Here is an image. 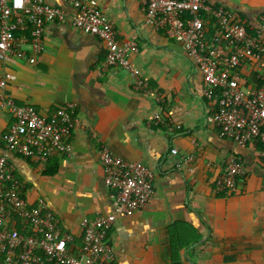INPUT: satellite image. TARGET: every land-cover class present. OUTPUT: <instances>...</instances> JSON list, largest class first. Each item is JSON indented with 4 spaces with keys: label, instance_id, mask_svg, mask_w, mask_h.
<instances>
[{
    "label": "crops",
    "instance_id": "obj_1",
    "mask_svg": "<svg viewBox=\"0 0 264 264\" xmlns=\"http://www.w3.org/2000/svg\"><path fill=\"white\" fill-rule=\"evenodd\" d=\"M45 1L63 9L66 20L49 25L37 65L0 63V78L3 72L17 76L5 89L14 104L33 106L48 118L73 103L80 123L69 156L57 154L44 162L9 155L22 196L31 206L47 203L61 228L82 246L83 218L114 209L99 157L106 145L117 157L140 162L156 174L150 204L132 217H118L108 234L110 263L264 264V163L259 146L241 147L207 121L217 104L204 97L203 74L185 47L147 23L139 0H96L121 41L138 45L131 61L150 93L137 92L124 69L102 70L105 43L72 25L74 2L89 0ZM210 3L237 13L249 31L264 19V0ZM205 30L212 42L210 22ZM255 72L243 65L235 74L242 87L255 88ZM13 123L14 116L0 106V155L6 152ZM187 155L194 157L193 173L176 168ZM230 156L244 164L246 174L233 192H216L214 182ZM171 241L187 247L173 254Z\"/></svg>",
    "mask_w": 264,
    "mask_h": 264
},
{
    "label": "built area",
    "instance_id": "obj_2",
    "mask_svg": "<svg viewBox=\"0 0 264 264\" xmlns=\"http://www.w3.org/2000/svg\"><path fill=\"white\" fill-rule=\"evenodd\" d=\"M139 1L147 23L183 45L200 68L203 95L217 104L207 121L220 127L221 137L241 147L259 146V158L264 163V19L249 31L237 13L215 7L210 0ZM73 8L72 25L106 45L102 70L122 68L134 79L135 91L150 93L141 71L131 61V55L138 51L137 43L121 41L114 23L96 0L74 2ZM66 18L63 9L45 0H0V63L15 60L37 65L49 25ZM208 22L217 34L218 46L208 40ZM243 65L256 70L255 88L241 86L235 72ZM16 79L10 72H3L0 78V106L14 116L6 152L0 155V264L109 262L113 249L108 234L118 217H132L150 204L156 174L140 162L117 157L103 145L100 164L106 185L113 192L114 209L106 215L83 218V244L75 254L74 236L61 228L47 203L31 206L22 196L9 155L44 162L57 154L69 156L70 140L80 123L76 105L68 103L45 118L33 106H18L6 95L5 89ZM160 100L158 97L157 102ZM156 117L157 125L162 124L160 114ZM172 154L177 155L178 150L174 148ZM193 161L192 155L183 156L176 168L193 173ZM245 174L244 164L230 156L223 175L214 182L215 191L233 192L238 178Z\"/></svg>",
    "mask_w": 264,
    "mask_h": 264
},
{
    "label": "trees",
    "instance_id": "obj_3",
    "mask_svg": "<svg viewBox=\"0 0 264 264\" xmlns=\"http://www.w3.org/2000/svg\"><path fill=\"white\" fill-rule=\"evenodd\" d=\"M205 27H207V25L205 26ZM216 36H217V34H216V32L214 31V33H213V39H212V41H213V43H214V45H217L218 46V43L215 41V38H216ZM242 68V67H241ZM240 68V69H241ZM239 71V70H238ZM238 71H236V72H238ZM235 72V73H236ZM172 240V239H171ZM77 246L80 248L81 247V245H78L77 244ZM76 245L74 246V248L76 249V248H78ZM171 247H172V249H173V254H174V252L176 253V252H178V251H180L181 249H185L186 247H187V245L186 244H183V243H181V241H179V242H177L176 241V243H173V241H171ZM79 252V249H76L75 250V254H79L78 253ZM175 263H177V262H174L173 264H175ZM179 263V262H178ZM104 264H113V263H110V262H108V261H104Z\"/></svg>",
    "mask_w": 264,
    "mask_h": 264
}]
</instances>
